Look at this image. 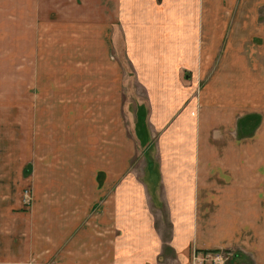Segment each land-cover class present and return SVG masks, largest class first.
<instances>
[{"label": "crops", "instance_id": "crops-1", "mask_svg": "<svg viewBox=\"0 0 264 264\" xmlns=\"http://www.w3.org/2000/svg\"><path fill=\"white\" fill-rule=\"evenodd\" d=\"M262 12L264 0H59L58 21L43 27L57 40L48 47L45 34L36 69L28 63L27 169L14 170L12 209H23L25 186L35 201L9 218L14 264L49 254L58 264H209L200 260L215 254L264 264V71L242 65L238 92L219 77L245 48L258 60L255 38L237 45L226 32L263 33ZM218 56L197 93L195 70ZM149 137L152 155L134 165Z\"/></svg>", "mask_w": 264, "mask_h": 264}, {"label": "rangeland", "instance_id": "rangeland-1", "mask_svg": "<svg viewBox=\"0 0 264 264\" xmlns=\"http://www.w3.org/2000/svg\"><path fill=\"white\" fill-rule=\"evenodd\" d=\"M58 11L59 0H0V173L4 174L0 182V217L8 219L0 224L3 229V237H1L0 243L1 264H14V236L11 235V237H9L11 232L14 231V229H12L14 227V219H9L10 216H14V213H31L35 201L32 185L25 186L20 192V199L22 201L24 200L23 209H12L14 208V198L16 199L19 194V191H14V170L19 169L20 166H24L25 168L27 162L26 129L25 126L22 125L26 118L28 63L30 62L31 65L34 64L36 69L38 64L36 60L39 59L37 56L38 47L41 45L45 34H52L50 40H47L48 47L51 46V41L56 42L57 31L53 28L44 31L43 27H48L58 21ZM260 17L264 20V12H262ZM211 33L214 34V32ZM252 34L253 32L251 31L229 30L226 32V39L235 41L237 38H243L241 40L245 45L249 43L250 38H255V44H257L256 51L257 49L259 51L258 60L255 62L254 58L250 57L245 48L246 50L244 49L242 55V62H237L238 68L226 64L222 66V74H220L219 77L223 79L226 86L233 91H239L238 86L235 85L236 80H240L243 87L246 86V83L242 80V76L244 77L242 65L245 67L246 64L252 66L254 64L257 70L260 69L264 71V53L261 52L264 50V32H259L258 35ZM209 41L210 40H205V43ZM235 44L238 45L240 42L235 41ZM117 55V58H119V51ZM220 60L221 57L218 56L217 61L211 63L207 71L200 69L199 71L197 69L195 70V86L197 87V93L204 92L203 89L213 78V73L217 69ZM199 73H201L202 77L198 76ZM234 75H237L236 80L234 79ZM14 102H16V106ZM134 103L135 100L132 99V112ZM210 104L214 105L212 102ZM221 105H225L224 107H231L233 103L225 101L221 102ZM202 108L203 106L199 104L195 108V112L200 111ZM244 109L246 110L247 108ZM140 112L141 114L143 112L147 114L146 107ZM147 133L148 132H146V134ZM137 136L139 138V134H137ZM152 143L153 140L150 139V137L147 141L137 142L140 159H137L134 165L144 167V157L152 155ZM26 169L27 168L24 169V175ZM26 177L27 176H24L23 179L26 180ZM2 178H10L11 181L6 183L2 181ZM159 218L160 216L158 219ZM160 220L162 221H157L158 227H160L161 230L163 229L165 234H168L170 224L165 210H163ZM164 236L167 237L166 235ZM21 242L22 239H15V249L20 261L25 256V251L23 250ZM36 242L38 244L40 243L37 240L34 241L33 238H27L25 243L28 247L38 248ZM50 246L58 247V239L51 240ZM200 261L201 263L209 261V264H212L210 260L206 261L201 259ZM21 264H24V262ZM28 264H58L57 254H49L47 256L33 255L30 257Z\"/></svg>", "mask_w": 264, "mask_h": 264}, {"label": "built area", "instance_id": "built-area-1", "mask_svg": "<svg viewBox=\"0 0 264 264\" xmlns=\"http://www.w3.org/2000/svg\"><path fill=\"white\" fill-rule=\"evenodd\" d=\"M204 260L208 261L210 260L212 264H227L229 261V256H222L221 254H215V255H207L203 257ZM209 262V261H208Z\"/></svg>", "mask_w": 264, "mask_h": 264}, {"label": "trees", "instance_id": "trees-1", "mask_svg": "<svg viewBox=\"0 0 264 264\" xmlns=\"http://www.w3.org/2000/svg\"><path fill=\"white\" fill-rule=\"evenodd\" d=\"M146 118H147V114L143 112L140 115V122L142 123L143 126H145ZM139 129H140V131H143L141 128H139ZM144 132H146V131H144Z\"/></svg>", "mask_w": 264, "mask_h": 264}]
</instances>
